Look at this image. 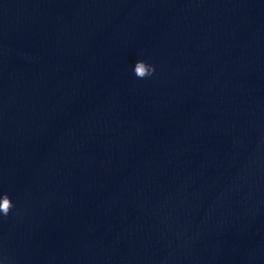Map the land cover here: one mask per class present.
<instances>
[{
  "label": "clouds",
  "instance_id": "obj_1",
  "mask_svg": "<svg viewBox=\"0 0 264 264\" xmlns=\"http://www.w3.org/2000/svg\"><path fill=\"white\" fill-rule=\"evenodd\" d=\"M155 72V68L152 65L147 64L144 61H137L134 65V74L138 78H145L152 75ZM13 208V203L10 197L5 193L2 198H0V213L7 216L10 210Z\"/></svg>",
  "mask_w": 264,
  "mask_h": 264
}]
</instances>
